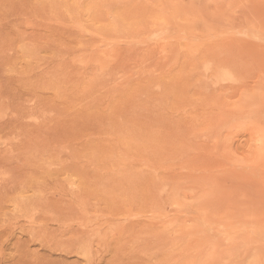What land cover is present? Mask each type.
<instances>
[{
  "label": "rangeland",
  "instance_id": "rangeland-1",
  "mask_svg": "<svg viewBox=\"0 0 264 264\" xmlns=\"http://www.w3.org/2000/svg\"><path fill=\"white\" fill-rule=\"evenodd\" d=\"M0 264H264V0H0Z\"/></svg>",
  "mask_w": 264,
  "mask_h": 264
},
{
  "label": "bare ground",
  "instance_id": "bare-ground-1",
  "mask_svg": "<svg viewBox=\"0 0 264 264\" xmlns=\"http://www.w3.org/2000/svg\"><path fill=\"white\" fill-rule=\"evenodd\" d=\"M125 222V221H124ZM79 226V225H78ZM66 227V226H65ZM114 229V228H113ZM88 236V235H87ZM78 237V236H77ZM92 239V238H91ZM99 240V239H98ZM97 240V241H98ZM71 241H74L73 243H76L77 245H78V247L80 248V250L82 249V246H84V247H86V245L87 246H89V247H91V245H93V242H92V240L91 241H88V243L87 244H85L84 243V240H83V238H80V239H75V240H71ZM70 241V243H72ZM94 241V240H93ZM96 244V243H95ZM104 246V245H103ZM74 247H76V245L74 246ZM84 247H83V249H84ZM75 249H78V248H75ZM78 252H79V250H77ZM81 252V251H80ZM91 259V258H90Z\"/></svg>",
  "mask_w": 264,
  "mask_h": 264
}]
</instances>
